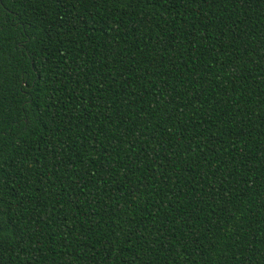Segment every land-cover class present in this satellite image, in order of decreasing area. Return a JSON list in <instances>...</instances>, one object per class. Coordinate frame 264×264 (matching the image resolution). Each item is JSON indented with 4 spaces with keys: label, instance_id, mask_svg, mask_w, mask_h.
<instances>
[{
    "label": "trees",
    "instance_id": "trees-1",
    "mask_svg": "<svg viewBox=\"0 0 264 264\" xmlns=\"http://www.w3.org/2000/svg\"><path fill=\"white\" fill-rule=\"evenodd\" d=\"M0 264H264V0H0Z\"/></svg>",
    "mask_w": 264,
    "mask_h": 264
}]
</instances>
